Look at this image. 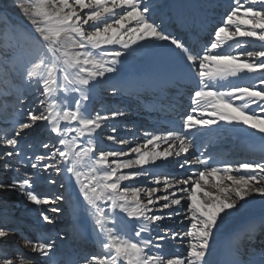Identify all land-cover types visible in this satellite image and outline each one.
<instances>
[{
	"label": "snow or ice",
	"instance_id": "1",
	"mask_svg": "<svg viewBox=\"0 0 264 264\" xmlns=\"http://www.w3.org/2000/svg\"><path fill=\"white\" fill-rule=\"evenodd\" d=\"M17 6L26 24L11 16L4 18L9 30L21 32L27 42L26 50H20L16 59L8 61L19 71L22 84L16 91V103L23 104L28 92L43 99L34 101L36 107L22 109L20 114L26 120L14 122L11 131L0 136L4 146L0 150V160L4 161L0 167L17 174L18 166L26 169L24 179L0 182V192L19 193L36 206L32 211L42 225H53L58 218L74 215L65 207L71 196L59 191L65 189V180L69 181L77 188L80 211L95 218L94 243L100 246L99 253L57 262L54 249L61 233L58 231L55 237L41 234L35 240L25 241L35 254L27 259L31 264H222L213 259L215 237L225 221L244 208L240 201L253 195L264 197V162H224L218 166L211 155L204 157L206 148L197 144V138L223 130L253 136L259 133L264 140V0H233L203 51L190 49L168 31L171 18L162 11L160 0H22ZM85 9L90 11L81 16ZM229 41H235L229 47L237 49L247 42H259V46L242 52L211 51ZM136 53L174 59L193 82L192 108L183 116L179 131H145L144 143L131 148H97L92 139L93 133L102 127L101 122L123 118L129 110L118 108L89 115V102L99 83L109 84L110 94H119L121 66ZM241 74L255 79L251 84L224 90L211 88L207 83ZM58 77L62 78L59 82ZM109 126L113 135L106 137L108 141L129 143L128 139L115 136V125ZM29 137H34L35 142L27 143ZM161 144L168 147L156 150ZM149 145L153 150L145 151ZM198 147L202 148L199 157L179 163L182 169L188 164L204 166L191 175L161 179L151 175L154 169L144 167ZM93 153L95 159L90 155ZM132 153L135 158L121 159ZM110 157L116 159L109 163ZM98 165L104 167L102 173L97 170ZM134 168L143 170L122 171ZM150 176L153 187L126 184L121 188L124 181ZM209 182L211 188L206 190ZM42 184L55 186L50 189L53 194L33 190ZM161 191L165 194L157 196ZM177 192L186 195L178 196ZM142 194L146 202L141 200ZM182 200L187 203L182 205ZM45 205L59 206L41 207ZM117 210L136 221L137 239H126L117 230V222L122 219ZM175 217H181V223L188 222L182 234L164 223L174 221ZM71 226L65 225V230ZM20 232L9 216L0 217V264H25L23 257L8 250ZM177 241L186 243V254L169 256L165 249ZM232 264H264V252L258 261L236 260Z\"/></svg>",
	"mask_w": 264,
	"mask_h": 264
},
{
	"label": "bare ground",
	"instance_id": "2",
	"mask_svg": "<svg viewBox=\"0 0 264 264\" xmlns=\"http://www.w3.org/2000/svg\"><path fill=\"white\" fill-rule=\"evenodd\" d=\"M214 1L217 4V6L211 5L210 0H204L198 6L195 5L194 0H160V3L163 5L162 11L165 13V15L167 17L171 18L167 23L168 31H170L173 35L178 36L182 41H184L190 47V49H192L194 51H203L205 49V46L207 44L211 43V41H212V35L211 34L214 32V30L216 28V26L212 22V21H214L212 17L217 16L218 19L222 20V22H223V18L229 9V5L231 3H233V0H214ZM193 6H196V8L198 10L196 12H193V13L190 12L189 13V8H192ZM211 6L216 7L215 11L209 12L207 10V8H210ZM88 11H90V10L85 9L83 12H80V15L83 16L84 13L88 12ZM117 11H121V10L118 9ZM195 18H199L198 21H195ZM157 19H159V13L157 14ZM85 26H87V25H85ZM87 27H88L87 30H90L89 26H87ZM258 46H259V42H253L252 44L243 43L242 50H240V52H242L246 49L250 50V49H252L254 47H258ZM211 51H213V52L220 51V52L231 53L234 51H239V49L233 50V47H229V46H226L224 44L221 48L213 49ZM121 59H124V58L122 57ZM242 59H243V57H242ZM174 62H175V60L170 58V57H163V56H159V55H155V54L145 55L143 53H136L132 57H129L126 60V62L124 63V65L121 66V71H120L119 75H121L122 72H125V73L127 72V73H130V76L133 78L135 77L138 79H144V80H140L142 82H144L148 78L151 80L156 79L159 82H155V81H151V82L154 84H160V85L164 86V88L167 89L169 96L171 97L172 101L176 100V101L181 102V101H183L181 99L183 96L180 93V89L189 85L188 78H190V77L188 75H185L183 77H180L179 79H174L177 71L181 70L180 65L178 63H176V66L178 67L177 68L173 64ZM136 64L141 66V70H139V68H138V66H136ZM166 64H168L169 66L167 67ZM164 69H165L164 73L159 72V70H164ZM126 76H128V75L126 74L125 77ZM105 78H107V77H105ZM166 78H168L169 81H164V79H166ZM119 79H120L119 80L120 92H122V95L119 97V100H117V101L122 103L125 106L124 109H128L129 102L126 101V93H125L126 91L125 90L131 91V93H134V89L132 88L131 82H130V85L128 86V88L123 90L122 87L127 86L126 81L123 80L122 78H119ZM254 79H255V77H253V76H249L247 74H241V76L238 77V81L236 84H233V83L231 84V82L224 81V80H215V81L214 80H212V81L208 80L207 83L210 82L209 86L211 88L219 87V88H221V90H224L227 87L233 86V85L251 84ZM147 81H145V82H147ZM190 81H191V85L194 87L191 78H190ZM0 85L3 88L2 82ZM17 89L18 88L12 87L11 90H9L8 88L6 90H4L3 94L0 97V102H2L4 99H5V101L9 100V98H11L12 95H15V98H16ZM14 92H15V94H12ZM159 93L160 92H156L157 95H159ZM153 96L155 98L154 101H156L157 96L155 94H153ZM145 97H148V96L145 95ZM93 98L94 99H100L101 101L104 99V98H100L97 93H94ZM1 99H3V100H1ZM8 103L9 102H7V104ZM237 103H240V102L237 101ZM11 105H13V103H10L7 106L8 110L6 109V107L0 108L1 115H4L2 113V111H3L5 113V118L8 119L7 125H4L5 130H8V126H10L11 124L13 125L14 122H17V123L20 122L19 121V115H16L13 113V110H12L13 108L10 107ZM180 110H182V109H180ZM180 110L176 109L177 113ZM125 119L127 120L128 118L125 117ZM122 120H124V119L122 118ZM122 120H117L116 118L112 119L111 125L117 126L119 123H121ZM24 121H25V119H24ZM108 122H109V120H108ZM126 123H129V122H126ZM109 125H106L105 127H110ZM156 127H157L156 124H151V123L144 125V127H142L141 129H138V131L135 134L137 137H135L133 139L134 141H132V142L135 143V141H137L136 139H139L138 142L144 143V141L146 139L144 136V132L145 131L150 132V130H153ZM124 128L127 130L129 129L128 127H124ZM130 130L131 129H129V134H132V131L130 132ZM98 131L93 133V136H94L95 142H96L95 145L98 148H101V147L104 148L105 144L103 142L99 141V139H98L99 137L96 135V133ZM140 131H142V133H139ZM251 131L252 130H249V132H251ZM224 132L226 133L228 138L231 140V143H233L234 145H237L236 147L238 149H240L238 152L235 153V155L237 156L238 153H240L242 151L244 152V154H242L238 158V160L247 161V159H248L249 161H252L253 160V153H250V152L248 153V151H246L245 148H249L252 150L253 148L255 149L256 147H260L262 142H264V140H261L259 133H257L255 136H253V135H250L249 133H245L243 131H236V132L224 131ZM153 133H156V132H154V130H153ZM108 135H113V133L108 134ZM115 136L117 137V131L115 132ZM0 145L3 146L2 140H0ZM3 147H0V150H3ZM167 147H168V145L161 144L159 149H156V150L163 151ZM148 148L153 150L151 145H149ZM185 159H195L193 150L191 148L187 154H183V155H180L178 157L174 156V155L169 156L167 160H163V159L157 160L154 165L149 164V165H145L144 167L154 169L153 173H159V174H166V172H170L171 174H174V173L185 174V173H187V176H188V175H191L193 172L197 171V166H196V164H188V165H185V167L183 169L180 168L179 163L184 161ZM136 169L138 171L143 170L141 168H136ZM87 170H88V167H87ZM178 171H180V172H178ZM140 181H141V179H140ZM228 183H230V182H228ZM188 187L190 188L191 185H189ZM210 188H211V182H209V185L206 188V190H209ZM160 203L162 204V203H164V201H160ZM239 203L244 204L245 205L244 208L241 209L236 215L229 217L225 221L224 225L221 227L219 234L215 237V243L213 245L212 251L221 247L220 244H221V242H223L225 240L226 236H228V234H230L233 230H238L239 228H241L243 226V222L247 221L248 219H251V218L258 216V222H257L258 224H260L261 222L264 221V197H260L258 195H253L251 197H248L246 201H240ZM183 204H184V201L182 200V205ZM238 207H239V204H238ZM233 211H235V210H233ZM86 214H87V215H85V216H87L86 221H84V220L82 221L81 219H79L78 221H75L76 224H78L77 231L79 229L80 230L78 232L76 231L73 240L81 239V238L85 239V238L90 237V243L98 245V249H100L99 243L98 242L94 243V241L96 240V233L93 230L95 218L92 217L90 213H86ZM116 214L122 218L117 222L116 227L118 228V226L122 225V228H123L122 235H124V238L133 239L131 232L134 229L133 225L136 224V221H134L130 218H127L126 214L119 213L118 210H117ZM181 219H182L181 217H175L174 221H169V222L165 221L164 223L166 225H168L172 230L176 229L177 227L181 229L182 227H184L187 224L185 221L183 223H181L180 222ZM55 225H57V223H55ZM108 226L111 227L112 223L110 222ZM183 232H185V230H183L181 232V234ZM259 232L260 231L253 233L251 238H253L255 240V234H257ZM185 239L187 240V238H185ZM234 240H235L236 245H237V248H235V250H234L236 255H238L239 257H241V256L244 257L245 260H250V259H255L256 261L259 260V257H255L253 255L260 256L261 253H258L257 251L247 253L246 252L247 250L245 248L246 247L245 243H243V244L239 243L238 235L236 233H234ZM168 247L180 248L181 254H179V255H181V256L186 254L187 249L185 247L183 248L182 244H179V245L170 244ZM260 247L258 246L256 248H260ZM165 251L167 252L168 249H165ZM169 253H171V251ZM245 253H247V254H245ZM34 255L35 254H32L31 256H34ZM55 259L59 260L58 255H56Z\"/></svg>",
	"mask_w": 264,
	"mask_h": 264
},
{
	"label": "rangeland",
	"instance_id": "3",
	"mask_svg": "<svg viewBox=\"0 0 264 264\" xmlns=\"http://www.w3.org/2000/svg\"><path fill=\"white\" fill-rule=\"evenodd\" d=\"M203 1L204 0H194L195 5H197V6ZM21 2H22V0H8V2H7V0H0V84H1V82L3 83V88L0 85V97L3 94L4 90H6L7 88L9 90H11L12 87L13 88H21L22 87L19 71L14 69L13 65L11 63H8V61L10 58L16 59L20 50H22V49L26 50L27 42L24 39V36L21 34V32L9 30V28L6 26V24L4 22L5 17L11 16L14 20L22 21L25 24L27 23L24 15L22 14L21 8L19 7L18 9H16V7H15V5H19ZM32 2H36V0H32ZM210 4L217 6V4L215 3L214 0H210ZM215 6H211L210 8H207V10L209 12L215 11V8H216ZM197 10L198 9L196 8V6H193L192 8H189V13L190 12L191 13L196 12ZM212 18L214 20L212 22L216 27L222 23V20L218 19L217 16L212 17ZM198 19L199 18H195V21H198ZM84 27L87 30L88 27L87 26H84ZM247 43L252 44L253 42H247ZM229 44H232L234 46L235 41H229L225 45L229 46ZM242 45L243 44H241V46L238 48L239 51L242 50ZM105 47H107V46H105ZM236 49H237L236 47H233V50H236ZM97 51H102V49L101 50H93V53L95 54ZM176 63L177 62L175 61L173 64L176 66ZM136 66H138L139 70H141L140 65L136 64ZM166 66L168 67L169 65L166 64ZM18 67H19V61L17 60L16 68H18ZM164 71H165V69L159 70L160 73H164ZM209 71H211V68L209 69ZM126 74L128 76L125 77ZM185 75H187V74L184 73L182 69L178 70L174 79H179L180 77H183ZM119 78H122L123 80L126 81L127 86L122 87L123 90L128 88V86L130 85V82H131L132 88L134 89V93H131V91L125 90L126 91L125 92L126 93V101L129 102V106H128L129 115H127L125 117H127L128 119L126 120L125 117H123L124 120H122V118H119V117L116 118L117 120H122L121 123H119L116 126L117 138L118 139H128L129 143L128 144H113L112 141H108L106 139L108 134H112L111 127H105L106 125H109V124L111 125L112 119L110 118L109 122L108 121H102L101 122L102 127L100 129L96 130V131L99 130L96 133V135L99 137L98 138L99 141H101L105 144V147H104L105 150H109L112 148H131V147L136 146L138 144H142L141 142H138L139 139H136L137 141H135V143L132 142V141H134L133 139L135 137H137L135 134L138 131V129H141L142 127H144V125H147L149 123L155 124V120H152L150 115L152 113V115L154 117L159 118V115L163 114V110H161L160 114L158 112L160 107H161V102H162L163 98H165V101L168 103L172 102V99L169 96L167 89L164 88V86H162L160 84H154L151 82V81L159 82L156 79L151 80L148 78L145 80V81L148 80L147 82H145V81L142 82L140 80H144V79H138L135 77L133 78L130 76V73H127V72L126 73L122 72L121 75H119L118 80H120ZM60 79H62V78L58 77V82ZM164 81H169V80H168V78H166V79H164ZM210 81H212V80H210ZM224 81L231 82V84L232 83L236 84L238 81V77H234V78L229 77L227 80H224ZM156 92H160L159 95H157ZM94 93H97L100 98H104V99L101 101L100 99H94L93 98L89 102L88 109H87V113L89 115H92L96 112L103 114L105 112H110L112 110L125 107L122 103L117 101V100H119V97L122 95V92L119 91V94H117V95L110 94V85L109 84L99 83V86L95 89ZM12 94H15V92ZM153 94H155L157 96L156 101H154L155 98H154ZM145 95H147L148 97H145ZM37 99H43V97L42 96L38 97L32 92H28L27 96L25 98V102L23 104H17L15 95H12L11 98H9V100H7V102H9V103L6 106H3V108L6 107V109H7V106L10 103H13L16 105V107H12L13 113L14 114L19 113L22 109L25 108V105L30 100L31 101L29 102L28 106L36 107L34 101H36ZM1 100H3V99H1ZM4 102H5V99L2 102H0V106H1V103L4 104ZM173 112H177L176 109H174ZM2 113L4 115H1V113H0V126L2 125L1 126V128H2L1 136L3 135L2 134L3 130L4 131H10L12 128V124H11L10 126H8V130H5V128L3 129L4 125H7L8 119L5 118V113L4 112H2ZM4 119H6V123H5ZM23 119L26 120V117L23 116ZM126 122H129V123H126ZM61 126L63 127L64 125L62 124ZM124 127H128L129 129H131L130 131H132V134L128 135L127 132H129V129L127 130ZM87 139H88V137L85 136L84 140H87ZM34 142H35L34 137L28 138L27 143L31 144ZM77 143L80 144L81 141L78 140ZM92 143L96 144L94 136L92 139ZM83 146H87V145L84 144ZM0 147H3V146L0 145ZM148 150H151V149L150 148L145 149V151H148ZM90 155L93 157V159L96 158L94 153L90 154ZM135 155L136 154L132 153L129 156L122 157L121 159L127 160V159H131V158H135ZM181 155H183V153ZM115 159L116 158H114V157H110L109 163H112ZM247 161H249V160L247 159ZM3 162H4L3 160H0V165H2ZM87 163H88V158L86 157L85 158V164H87ZM18 168H19V171L17 174L15 172L5 171L2 167H0V182H9L12 178H14V176H17L18 179H24L25 178L24 174L26 171L25 167L21 165V166H18ZM97 170L102 173L104 171V167L98 165ZM85 171H88L87 167H85ZM122 171L124 173H129V172H137L138 170L136 168H134V169H123ZM178 172H180V171H178ZM151 175L152 176H158L161 179H163L164 177H168L170 179L180 177L179 173H174L170 176V173H167V172H166V174L152 173ZM180 175H182V174L180 173ZM139 181H140V179L139 180H132V181H124L121 183V186H122L121 188H123L126 184L142 186V187H153V186H155L154 184L152 185V183H151V176L149 178L141 179L140 182ZM54 187L55 186H49V185H43L42 184V185L37 186L33 190L36 192H39V193L52 195L53 193L50 191V189L54 188ZM161 187H162V185H161ZM179 187L182 188L184 186L180 185ZM173 190L174 189H170L169 191L171 192ZM59 191L65 192L66 195L71 196L70 202L68 204H66L65 207H68L70 210H72L74 213H76L77 209L80 208V198L77 195V188L70 185L69 181L65 180V189H59ZM164 194L165 193H163L162 191L160 193L159 192L156 193L157 196L164 195ZM177 195L178 196H184L186 194L182 193V192H177ZM141 200H144L146 202V198L143 196V194L141 195ZM183 201H184V204L187 203V201H185V200H183ZM53 206H59V205H45V206H41V207L51 208ZM35 207H36L35 205L30 204L25 197H23L22 195H20L19 193L15 192V191L0 192V217L9 216L12 219L13 223H15L17 221V219H23V220H26L28 222H34L35 221V222L40 224L39 216L34 211H32ZM53 215H55V214H53ZM61 215H63V214H61ZM80 215H81L82 221L87 220V216H85V215H87L86 213L85 214L80 213ZM167 222H169V221H167ZM185 222L188 223L187 221H185ZM56 223L58 226L55 224L54 225H48V226L53 227V228L54 227L61 228L67 224L72 225L69 230H65V227H63V230H62L63 231L62 238L65 241L68 239L70 240L71 238L69 236L72 234V231L75 230L74 227L77 226L76 222L72 220V216L71 217H65L62 219L58 218ZM15 225L16 224H14L13 226H15ZM134 225H133V227H134ZM186 225L184 227H182L181 229L177 227L176 228L177 230L176 229H175V231H173L172 229L171 230L173 232L181 233L183 230H185V231L187 230ZM117 230L120 231L122 234V231H123L122 225L118 226ZM261 236H263L262 232L260 234V237ZM256 239H258V234H255V240ZM19 243H22V242H19ZM175 244H177V245L182 244L183 248L184 247L186 248V243H180L179 241H177V243H175ZM16 246L13 245V242H10V244L8 246L9 252L15 253L17 255V253H16L17 251L15 249ZM96 247L97 248H96L95 253H99L100 249H98V245ZM245 248L247 250V247H245ZM167 249L169 252L171 251V253H169L167 251V254L169 256L176 257V256H174V254H181V249L178 247H167ZM23 258L25 259V264H31V262L28 261V259L26 257H23ZM57 262H59V260H57Z\"/></svg>",
	"mask_w": 264,
	"mask_h": 264
},
{
	"label": "trees",
	"instance_id": "4",
	"mask_svg": "<svg viewBox=\"0 0 264 264\" xmlns=\"http://www.w3.org/2000/svg\"><path fill=\"white\" fill-rule=\"evenodd\" d=\"M7 2H8V0H7ZM15 7H16V9H18V8H19L17 5H15Z\"/></svg>",
	"mask_w": 264,
	"mask_h": 264
}]
</instances>
